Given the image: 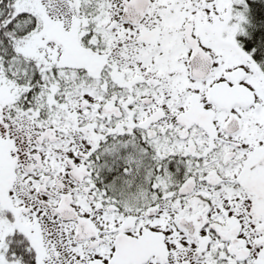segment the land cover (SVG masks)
<instances>
[{
    "label": "snow or ice",
    "instance_id": "obj_1",
    "mask_svg": "<svg viewBox=\"0 0 264 264\" xmlns=\"http://www.w3.org/2000/svg\"><path fill=\"white\" fill-rule=\"evenodd\" d=\"M0 264H264V0H0Z\"/></svg>",
    "mask_w": 264,
    "mask_h": 264
}]
</instances>
